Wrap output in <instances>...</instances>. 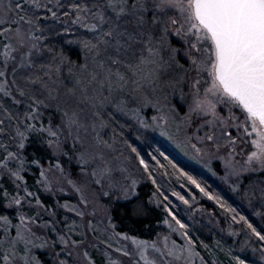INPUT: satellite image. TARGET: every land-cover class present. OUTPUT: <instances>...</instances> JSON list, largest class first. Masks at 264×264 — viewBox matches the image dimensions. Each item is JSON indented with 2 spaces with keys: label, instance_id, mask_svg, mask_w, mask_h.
Masks as SVG:
<instances>
[{
  "label": "snow or ice",
  "instance_id": "6c2138e0",
  "mask_svg": "<svg viewBox=\"0 0 264 264\" xmlns=\"http://www.w3.org/2000/svg\"><path fill=\"white\" fill-rule=\"evenodd\" d=\"M72 25L84 30L69 41L82 49V62L50 43ZM148 108L154 124L173 126L197 158L222 161L234 190L247 181L250 202L264 200V0H0V264H97L92 250L111 249L112 237L135 245L133 264H207L190 226L167 205L185 240L171 247L168 236L149 241L116 231L109 213L106 198L135 195L143 174L159 188L118 118L148 128ZM33 143L43 154L28 153ZM65 158L75 161L74 173ZM183 175L264 249V231ZM65 184L77 203L52 207L31 190L62 193ZM103 233L110 236L102 240ZM116 252L134 255L126 245ZM108 264L122 261L108 254Z\"/></svg>",
  "mask_w": 264,
  "mask_h": 264
},
{
  "label": "rangeland",
  "instance_id": "374dc122",
  "mask_svg": "<svg viewBox=\"0 0 264 264\" xmlns=\"http://www.w3.org/2000/svg\"><path fill=\"white\" fill-rule=\"evenodd\" d=\"M80 32H82L81 29L77 32V35ZM61 33H63L62 30ZM66 34L72 36V31ZM66 42H68V40ZM173 42L178 47L181 46V42L178 38H174ZM182 55L183 53L181 52V56ZM173 99L174 101H178V95ZM154 115H157L154 109H144V118L150 125H152L148 128L143 127L135 120L127 118L132 122L131 124H135L137 126L138 131L140 132L137 134V137L135 139H132V137L130 136L131 140H128V135H124V137L128 141H130L132 145L141 152V154L144 150V147H148L147 145L150 141H157L160 145L166 147L176 159L183 163L186 169L196 171V176L201 175V179L209 182L211 185L217 186L222 190L221 192H218L216 190L215 194L218 193L230 205L238 204L240 208H237L238 210H236V213L243 216V213H246L245 216H247L248 220L251 223H255V227L257 228V230L264 231V200H261L258 197H252L250 202L249 197L246 195L248 182L246 181L242 185L240 190H234L231 186V182L223 178L224 169L222 161L210 159L207 155L203 156L202 158H197V156L194 154V151L184 142L182 134L177 132V130L171 125L165 128L161 125L154 124L151 119V117ZM139 135H150L151 137L145 141V139L143 137H140ZM169 137H171V139ZM152 147L156 148L155 145H153ZM121 150H124L126 155L128 154V151H130L125 150L124 147H122ZM145 159L148 160L151 166V171L156 170L159 173L158 175L153 174L156 177L157 184H159L160 188L159 195L155 196L154 200L152 201L153 204L159 206L162 205L164 208H166L165 205H168L170 203V200L168 196L165 195V191L169 190L171 187H175V190H173V192H179L180 190V188L179 190L178 188H176V185L182 187L184 192L185 189L187 192L189 190V188H187L186 186L194 187L191 181H189L187 177L183 175L184 171H181V168H178L176 166L177 164L175 165L172 160L168 161L169 158H166L161 152L158 153L157 156L152 155L151 157L149 156V158ZM64 163L70 174L76 171L77 166L74 160L69 161L67 160V158H65ZM172 164L175 165V167H172ZM33 173L34 171L27 174L32 175ZM136 175L138 177H141V173L139 171L136 172ZM145 179H147L146 173L143 174V176L140 178L135 190V195L130 196V199L134 198L138 194V188L141 183L145 181ZM232 179L235 180L234 177ZM251 179L259 180L261 179V176L259 173H253L251 174ZM64 187L66 190L62 193L58 191L54 193H48L45 192L42 188H33L34 190H39L42 195L50 197L51 200L47 204L52 207H58V205H56L57 200H59L61 204L65 201L77 203L78 194L74 193L70 186L65 184ZM194 188L197 191L199 190L196 187ZM191 191L192 189L190 190L189 197H186V194H182L190 201V204H185L179 199V197H176V200L181 208L179 211V215L182 216V221L184 223H189V228L191 231L195 229V232H190V235L193 237V239H197V242L202 241L203 231L210 236V245L207 249L204 248V244L197 243L198 251H200L201 255L204 256L207 264H236L233 256L237 255H239L242 259H245L247 261V264H264V254H262L264 253V249L260 248V243L256 240L255 236L250 234V230L247 228V226L243 222L232 221L231 216L234 215V213H229L224 209H221L219 205H217L213 200L211 201V203L214 204V210L207 209L203 201L209 202V198L200 191L193 194L191 193ZM117 195L119 196V198H117V196L113 197L116 199L126 200V198H124L122 194ZM165 197H167V200H165ZM108 201L109 200L106 198L105 202L109 206V213L112 217L111 207ZM239 210L244 212L241 213ZM60 212V218L62 219L64 210L61 209ZM251 213L254 216L253 219ZM69 215L74 219H78L77 217H75L74 213H69ZM47 218L48 217L45 215V219ZM165 219L169 220V222L172 224V227L170 228L168 224H165L163 222L160 226L159 234L154 239L149 241L159 240L160 242H162L163 237L168 236L170 247L172 246L173 241H175L177 244L185 243V240L181 236L180 231H173V229L178 228V225H176L172 220L171 215L167 216ZM229 225H231V230L236 232L235 235H233L232 231H230ZM106 236H110V233H103L101 235V239L103 240ZM131 236L132 235H129V237ZM218 241L219 244H217ZM110 243L113 244V247L111 249L107 248V246L105 245H101V247L104 248V252H101L99 249L92 250V255L97 261V264H108V254L111 255L112 260L122 261V264H133L134 260L139 259L138 253L135 252V245L131 243L130 239L124 240L122 237H112L110 239ZM125 245L127 246L128 251L134 252L132 258L124 256L121 252H116L117 247H123ZM153 251L154 250L152 249H148L149 255H152ZM43 258L46 261H50V258L47 256ZM141 264H143L142 261ZM196 264H200L199 259H197Z\"/></svg>",
  "mask_w": 264,
  "mask_h": 264
},
{
  "label": "trees",
  "instance_id": "16d2710c",
  "mask_svg": "<svg viewBox=\"0 0 264 264\" xmlns=\"http://www.w3.org/2000/svg\"><path fill=\"white\" fill-rule=\"evenodd\" d=\"M73 31H72V36L68 35L66 33H60L59 36H54L50 38V43L54 46H56L58 49L63 48V50L71 56L73 60H80L81 62L83 61V51L80 48V46L76 43H69L70 40H75L78 36H80L82 32H80L77 35V32L80 31V29L73 25L72 26ZM76 32V33H75ZM68 40V42H66ZM121 121V124H127V127L123 128L124 135H128V140L135 139L137 137V134L140 132L138 131L137 126L134 124H131L132 122L128 120L127 118H120L118 117ZM131 136V137H130ZM140 137H143L146 140H148L151 136L150 135H139ZM153 145L156 146L152 147ZM148 147H144V150L142 151V154L144 155L145 158H149L152 155L157 156L158 153H162L166 158H169L168 161L172 160L175 165L178 168H181L184 172L189 173L190 175L194 176L197 178L200 182L202 181V185L207 187V189L212 192L216 193V190L218 192H221L222 190L219 189L215 185H211L209 182L201 179V175L196 176V171L186 169V167L183 165L181 161L176 159L166 147H163L160 145L157 141H150L148 142ZM34 151H39L43 154L42 149L40 148L38 143H33L32 145L29 146L28 148V153H32ZM172 163V162H171ZM173 167V164H172ZM171 167V168H172ZM33 171L36 172L37 170L35 167H33ZM152 173L154 175H158L159 173L156 170H152ZM29 178V184H33V174H27ZM7 186V185H5ZM185 186V185H184ZM189 188L188 192L185 189H182L179 185H176V188H180L179 193L181 194H186V197L190 196V190L192 189L191 193H196L199 192L200 190H196L194 187L186 186ZM175 188V187H174ZM174 188H170L169 190L165 191V195L168 196L170 203L167 205L170 207L175 213L176 216L182 220V216L179 215L180 211V206L176 200V196L172 195ZM221 188V187H220ZM34 190V188H32ZM160 192V188L156 186V184H153L151 179H145L144 182L141 183V185L138 188V194L134 198H129L126 200L122 199H116L114 197L109 200V204L111 207V214L114 223L117 225V231L119 232H125L128 233L129 235L136 236L140 239H145V240H152L154 239L160 232V226L164 222L165 218L169 216L167 209L164 208L162 205H156L153 204L152 201L154 200L155 196H158ZM0 196H2V193H0ZM41 197L43 200L48 203L50 202L51 198L48 196H44L41 194ZM212 200L209 199V202L203 201L204 205L206 206L207 209L214 210V204L211 203ZM233 208L238 210L237 208H240L238 204L232 205ZM143 209V213L139 211V209ZM240 211V210H239ZM0 212H3V209L0 208ZM243 213L244 211H240ZM244 216L246 213H243ZM252 219H253V214L251 213ZM247 217V216H246ZM189 225L188 222H185ZM253 223V222H252ZM254 226L255 223H253ZM191 233L195 232L194 230H190ZM210 236L207 235L204 231L202 232V241L203 244H208L209 243ZM197 240V239H196ZM199 243V241H198Z\"/></svg>",
  "mask_w": 264,
  "mask_h": 264
}]
</instances>
